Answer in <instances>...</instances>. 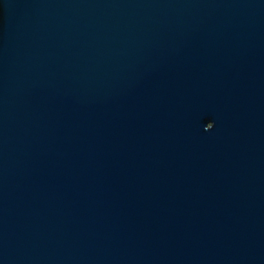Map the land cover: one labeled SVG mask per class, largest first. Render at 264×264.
Wrapping results in <instances>:
<instances>
[{
  "label": "water",
  "instance_id": "water-1",
  "mask_svg": "<svg viewBox=\"0 0 264 264\" xmlns=\"http://www.w3.org/2000/svg\"><path fill=\"white\" fill-rule=\"evenodd\" d=\"M0 264H264V0H0Z\"/></svg>",
  "mask_w": 264,
  "mask_h": 264
},
{
  "label": "snow or ice",
  "instance_id": "snow-or-ice-1",
  "mask_svg": "<svg viewBox=\"0 0 264 264\" xmlns=\"http://www.w3.org/2000/svg\"><path fill=\"white\" fill-rule=\"evenodd\" d=\"M207 126H208L209 129H212V128L214 127L213 123H211V122H209V123L207 124Z\"/></svg>",
  "mask_w": 264,
  "mask_h": 264
}]
</instances>
